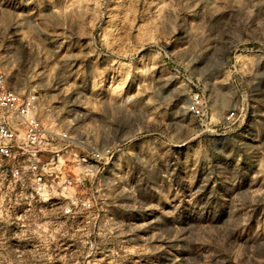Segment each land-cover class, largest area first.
I'll use <instances>...</instances> for the list:
<instances>
[{
    "label": "clouds",
    "instance_id": "clouds-1",
    "mask_svg": "<svg viewBox=\"0 0 264 264\" xmlns=\"http://www.w3.org/2000/svg\"><path fill=\"white\" fill-rule=\"evenodd\" d=\"M0 264H264V0H0Z\"/></svg>",
    "mask_w": 264,
    "mask_h": 264
}]
</instances>
